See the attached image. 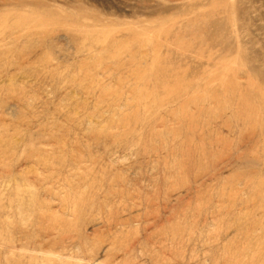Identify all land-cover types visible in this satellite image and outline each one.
<instances>
[{
	"label": "rangeland",
	"instance_id": "obj_1",
	"mask_svg": "<svg viewBox=\"0 0 264 264\" xmlns=\"http://www.w3.org/2000/svg\"><path fill=\"white\" fill-rule=\"evenodd\" d=\"M260 56L264 0H0V264H264Z\"/></svg>",
	"mask_w": 264,
	"mask_h": 264
},
{
	"label": "bare ground",
	"instance_id": "obj_2",
	"mask_svg": "<svg viewBox=\"0 0 264 264\" xmlns=\"http://www.w3.org/2000/svg\"><path fill=\"white\" fill-rule=\"evenodd\" d=\"M262 55H263V54H262ZM262 55H261V56H262ZM261 56H260V59H257V58L255 59V58H254L255 61L259 60V61H262V62L264 63V57L262 58ZM252 61H254V60H252ZM252 66H253V65H252ZM252 66H250V67H252ZM257 76H258V75H257ZM259 91H261V90H259ZM260 93H261V92H260ZM262 95H263V93H262ZM253 98H256V96L254 95ZM260 101H261V104H260L259 107H260V108H264V95L262 96V99H261ZM251 114H252V115L254 114V111H253V110H251Z\"/></svg>",
	"mask_w": 264,
	"mask_h": 264
}]
</instances>
